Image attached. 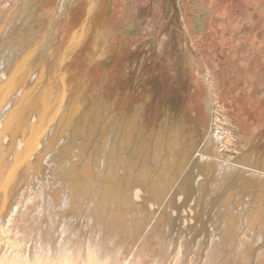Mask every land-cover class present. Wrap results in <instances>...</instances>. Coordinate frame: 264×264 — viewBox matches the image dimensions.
<instances>
[{
    "label": "bare ground",
    "instance_id": "6f19581e",
    "mask_svg": "<svg viewBox=\"0 0 264 264\" xmlns=\"http://www.w3.org/2000/svg\"><path fill=\"white\" fill-rule=\"evenodd\" d=\"M54 1L0 9V264H264V157H235L217 116L185 166L183 120L149 131L138 108L86 98L64 66L107 0L89 1L73 34L79 0Z\"/></svg>",
    "mask_w": 264,
    "mask_h": 264
},
{
    "label": "rangeland",
    "instance_id": "374dc122",
    "mask_svg": "<svg viewBox=\"0 0 264 264\" xmlns=\"http://www.w3.org/2000/svg\"><path fill=\"white\" fill-rule=\"evenodd\" d=\"M11 1L0 0V9ZM89 1L73 6L72 34L90 17ZM106 6L92 14L98 23L93 39L80 45L64 66L71 83L81 82L86 98L102 93L127 116L138 108L149 131L166 116L183 120L193 132L185 166L214 129L217 116L228 125L224 143L229 142L227 149L235 157L249 150L264 157V0H107ZM40 13L39 8L35 18ZM63 26L49 31L51 42L59 46L66 41ZM217 29L219 53L213 39ZM103 31L106 41L89 49ZM203 33L212 35L203 40ZM89 50L98 55L90 59ZM237 113L252 117L254 125H241ZM259 134L261 141L252 145ZM219 147L221 151V143Z\"/></svg>",
    "mask_w": 264,
    "mask_h": 264
},
{
    "label": "crops",
    "instance_id": "0c3cea01",
    "mask_svg": "<svg viewBox=\"0 0 264 264\" xmlns=\"http://www.w3.org/2000/svg\"><path fill=\"white\" fill-rule=\"evenodd\" d=\"M219 29H220V28H219ZM203 34H205V33H203ZM186 35H187L186 38H188V39H190V40H192V39L194 40V37L192 38L190 33H187ZM211 35H212V34H211ZM211 35H207V34H205V39L203 38V40H207L209 37H211ZM220 35H221V32H219L218 29H217V32H216L215 34H213V36H214L213 39H214L215 41L218 42V44L215 46V47H216V50H217V53L221 52ZM210 39H211V38H210ZM210 39H209V40H210ZM219 45H220V46H219ZM202 51H203V49L200 50V52H202ZM201 54H202V53H201ZM220 58H221V57H220ZM240 118H241V117H240ZM263 128H264V126H262L260 130L262 131ZM257 134H258V133H256V135H257ZM260 134H261V133H260ZM260 134H259V136H258V140H256V142H255L254 140L251 141L252 145H257V143H258L259 141H261V138H260L261 135H260ZM254 138H255V137H254ZM252 145H251V147H253Z\"/></svg>",
    "mask_w": 264,
    "mask_h": 264
}]
</instances>
